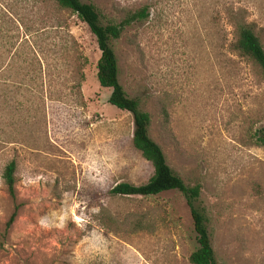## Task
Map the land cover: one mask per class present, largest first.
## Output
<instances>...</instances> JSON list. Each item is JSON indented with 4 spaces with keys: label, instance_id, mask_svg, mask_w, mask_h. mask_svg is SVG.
Listing matches in <instances>:
<instances>
[{
    "label": "rangeland",
    "instance_id": "1",
    "mask_svg": "<svg viewBox=\"0 0 264 264\" xmlns=\"http://www.w3.org/2000/svg\"><path fill=\"white\" fill-rule=\"evenodd\" d=\"M101 25L145 9L110 42L117 81L184 185H199L216 264H264V75L233 50L264 0H78ZM86 27L52 0H0V264H188L196 248L177 192L113 197L151 167L131 116L107 104ZM14 163L12 212L2 182Z\"/></svg>",
    "mask_w": 264,
    "mask_h": 264
},
{
    "label": "trees",
    "instance_id": "2",
    "mask_svg": "<svg viewBox=\"0 0 264 264\" xmlns=\"http://www.w3.org/2000/svg\"><path fill=\"white\" fill-rule=\"evenodd\" d=\"M52 1L60 9L72 13L93 37L99 53L95 64L96 83L99 88L109 90L107 98L109 106L131 116V146L151 167V175L144 184L133 186L120 183L115 185L108 194L122 198H148L166 192L179 193L188 209L192 232L195 235L196 248L188 255V264H216L209 243L205 214L196 206L200 191L199 185L192 187L184 185L168 168L160 148L148 137V114L142 111L137 99H129L125 96L117 81V60L110 47V42L118 40L125 28L131 24L145 20L147 18L145 9L127 14L118 23L101 25L99 15L91 4H83L78 0ZM231 48L239 57L251 62L264 75V48L251 26L238 25L235 28V40ZM254 138L257 144H264L263 131L255 133ZM14 168V163L9 162L3 168L1 176L5 192L12 202V212L5 223L6 229L13 223L19 208V205L15 203Z\"/></svg>",
    "mask_w": 264,
    "mask_h": 264
}]
</instances>
